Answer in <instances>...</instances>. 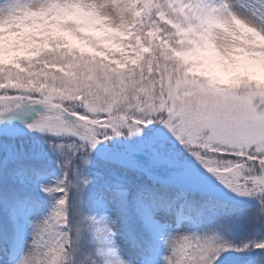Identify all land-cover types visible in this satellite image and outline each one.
Masks as SVG:
<instances>
[{"label":"snow or ice","instance_id":"obj_1","mask_svg":"<svg viewBox=\"0 0 264 264\" xmlns=\"http://www.w3.org/2000/svg\"><path fill=\"white\" fill-rule=\"evenodd\" d=\"M262 41L264 0H0V264H264Z\"/></svg>","mask_w":264,"mask_h":264},{"label":"clouds","instance_id":"obj_2","mask_svg":"<svg viewBox=\"0 0 264 264\" xmlns=\"http://www.w3.org/2000/svg\"><path fill=\"white\" fill-rule=\"evenodd\" d=\"M230 28L237 35L241 36V38H244V39H246L248 41L257 42V41L261 40V38L257 37L254 33H252L248 28H246L243 24H241L239 22H233L230 25ZM262 42H264V41H262ZM256 63L261 68H264V63H261L260 61H256Z\"/></svg>","mask_w":264,"mask_h":264},{"label":"trees","instance_id":"obj_3","mask_svg":"<svg viewBox=\"0 0 264 264\" xmlns=\"http://www.w3.org/2000/svg\"><path fill=\"white\" fill-rule=\"evenodd\" d=\"M251 73L258 79L264 80V68L256 67L251 70Z\"/></svg>","mask_w":264,"mask_h":264}]
</instances>
